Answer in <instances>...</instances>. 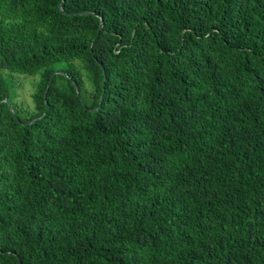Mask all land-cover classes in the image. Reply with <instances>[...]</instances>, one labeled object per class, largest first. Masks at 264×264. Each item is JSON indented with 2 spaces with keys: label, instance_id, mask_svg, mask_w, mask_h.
Returning <instances> with one entry per match:
<instances>
[{
  "label": "trees",
  "instance_id": "16d2710c",
  "mask_svg": "<svg viewBox=\"0 0 264 264\" xmlns=\"http://www.w3.org/2000/svg\"><path fill=\"white\" fill-rule=\"evenodd\" d=\"M62 3L0 0V264H264V0Z\"/></svg>",
  "mask_w": 264,
  "mask_h": 264
},
{
  "label": "rangeland",
  "instance_id": "374dc122",
  "mask_svg": "<svg viewBox=\"0 0 264 264\" xmlns=\"http://www.w3.org/2000/svg\"><path fill=\"white\" fill-rule=\"evenodd\" d=\"M57 70H61L63 68V65H57L55 66ZM38 79V76L36 77ZM35 77H29V76H22V75H17L13 78V81L15 82H8L9 85H12L14 88L15 84L17 95H16V102L19 105H23L24 107L28 109L33 108V102L31 95L34 91V82L36 81ZM13 93V89H12Z\"/></svg>",
  "mask_w": 264,
  "mask_h": 264
},
{
  "label": "water",
  "instance_id": "95a60500",
  "mask_svg": "<svg viewBox=\"0 0 264 264\" xmlns=\"http://www.w3.org/2000/svg\"><path fill=\"white\" fill-rule=\"evenodd\" d=\"M63 6H64V0H63V3L61 4V6H60V8L62 9L63 8ZM102 23H103V20H101L100 19V28H102ZM55 75H57V74H55ZM55 77V76H54ZM76 89H77V87H76ZM3 101H5V102H7V100L6 99H4ZM2 101H0V103H1ZM9 105V104H8ZM34 122H31V123H29L30 125L31 124H33Z\"/></svg>",
  "mask_w": 264,
  "mask_h": 264
}]
</instances>
